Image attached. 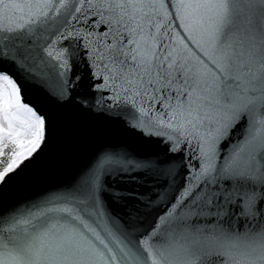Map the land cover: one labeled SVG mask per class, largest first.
Here are the masks:
<instances>
[{"label": "snow or ice", "instance_id": "6c2138e0", "mask_svg": "<svg viewBox=\"0 0 264 264\" xmlns=\"http://www.w3.org/2000/svg\"><path fill=\"white\" fill-rule=\"evenodd\" d=\"M0 264H264V0H0Z\"/></svg>", "mask_w": 264, "mask_h": 264}]
</instances>
